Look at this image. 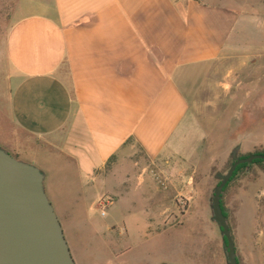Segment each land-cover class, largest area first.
<instances>
[{
  "label": "crops",
  "instance_id": "obj_1",
  "mask_svg": "<svg viewBox=\"0 0 264 264\" xmlns=\"http://www.w3.org/2000/svg\"><path fill=\"white\" fill-rule=\"evenodd\" d=\"M6 1L16 16L0 47L8 119L63 160L57 171L41 170L75 263L85 264L74 224L98 240L96 255L122 254L114 248L123 238H102L89 223L90 204L106 217L98 200L111 193L114 205L122 176L153 177L149 186L163 199L155 176H171L173 162L207 143L187 116L213 100L189 95L219 92L215 66L235 49L243 14L236 0Z\"/></svg>",
  "mask_w": 264,
  "mask_h": 264
},
{
  "label": "rangeland",
  "instance_id": "obj_2",
  "mask_svg": "<svg viewBox=\"0 0 264 264\" xmlns=\"http://www.w3.org/2000/svg\"><path fill=\"white\" fill-rule=\"evenodd\" d=\"M236 3L243 16L235 30V49L224 53L215 66L219 67L215 76L219 92H198L197 98L195 92L189 95L196 102L214 101L194 111L191 107L187 116L191 122L194 114L199 131H207V143L198 142L188 162H173L171 176H155L156 185L163 190L161 201L149 186L153 177L149 181L147 177L122 176V192L105 210L106 217L97 214L92 202L89 223L104 232L102 238H123V246L119 241L114 250L124 253L112 257L102 251L96 255L93 242L98 240H87L82 228L87 225L74 224L85 264H228L223 235L212 219L213 189L218 175L227 171L236 145L240 155L264 151V0ZM11 11L7 1L0 0V47L9 23L16 19ZM4 73L0 63V148L40 170L57 171L63 162L58 150L44 148L42 140L22 134L10 123ZM120 168L128 170L127 163L122 162ZM180 168L182 175L176 173ZM107 196L114 201L113 194ZM221 202L239 264H264V162L239 170L224 188ZM109 226H113L110 231Z\"/></svg>",
  "mask_w": 264,
  "mask_h": 264
},
{
  "label": "water",
  "instance_id": "obj_3",
  "mask_svg": "<svg viewBox=\"0 0 264 264\" xmlns=\"http://www.w3.org/2000/svg\"><path fill=\"white\" fill-rule=\"evenodd\" d=\"M236 145L232 163L211 197L212 219L223 235L228 264H239L232 233L221 206L225 186L241 164L264 162V153L238 154ZM0 264H76L58 216L44 188V173L35 165L15 158L0 148ZM166 264V263H161Z\"/></svg>",
  "mask_w": 264,
  "mask_h": 264
},
{
  "label": "built area",
  "instance_id": "obj_4",
  "mask_svg": "<svg viewBox=\"0 0 264 264\" xmlns=\"http://www.w3.org/2000/svg\"><path fill=\"white\" fill-rule=\"evenodd\" d=\"M114 203L113 198L107 195L102 196L99 200H98V208L100 210V214L103 216L105 215V210L107 209V207L111 206Z\"/></svg>",
  "mask_w": 264,
  "mask_h": 264
},
{
  "label": "trees",
  "instance_id": "obj_5",
  "mask_svg": "<svg viewBox=\"0 0 264 264\" xmlns=\"http://www.w3.org/2000/svg\"><path fill=\"white\" fill-rule=\"evenodd\" d=\"M254 153H264V151H256V152H254ZM239 154V153H238ZM240 155V154H239ZM240 156H246V155H240ZM15 157V156H14ZM15 158H17V157H15ZM230 159H231V157H230ZM258 161H260V162H263V161H261V160H255L254 162H258ZM253 162V163H254ZM232 163V159H231V161H230V164ZM250 164H241V165H239L237 168H236V170H235V172H234V174H233V176H232V178L237 174V172L239 171V170H241V169H243V168H246L247 166H249ZM230 166V165H229ZM231 178V179H232ZM230 179V180H231ZM230 182V181H229ZM228 182V183H229ZM227 186V185H226ZM225 186V187H226ZM223 193V192H222ZM221 198H222V196H221ZM221 206H222V202H221ZM222 209H223V211L225 212V214H226V211L224 210V208H223V206H222ZM226 218H227V216H226Z\"/></svg>",
  "mask_w": 264,
  "mask_h": 264
},
{
  "label": "flooded vegetation",
  "instance_id": "obj_6",
  "mask_svg": "<svg viewBox=\"0 0 264 264\" xmlns=\"http://www.w3.org/2000/svg\"><path fill=\"white\" fill-rule=\"evenodd\" d=\"M10 153V152H9ZM11 154V153H10Z\"/></svg>",
  "mask_w": 264,
  "mask_h": 264
}]
</instances>
